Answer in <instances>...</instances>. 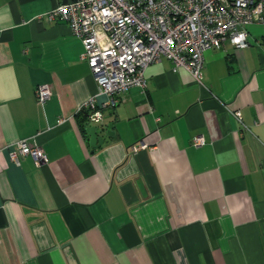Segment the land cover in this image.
<instances>
[{"label": "crops", "instance_id": "obj_1", "mask_svg": "<svg viewBox=\"0 0 264 264\" xmlns=\"http://www.w3.org/2000/svg\"><path fill=\"white\" fill-rule=\"evenodd\" d=\"M72 1L0 0V264H264V27L206 52L204 87L164 58L148 66L144 90L89 126L94 147L81 42L46 18ZM26 139L46 162L10 161Z\"/></svg>", "mask_w": 264, "mask_h": 264}, {"label": "built area", "instance_id": "obj_2", "mask_svg": "<svg viewBox=\"0 0 264 264\" xmlns=\"http://www.w3.org/2000/svg\"><path fill=\"white\" fill-rule=\"evenodd\" d=\"M46 18L65 22L81 42L80 59L87 62L97 88L96 95L78 106L89 127L102 121L103 109L114 107L118 95L131 88L143 91L147 67L162 58L173 71L183 69L204 87V54L226 43L246 47L247 26L264 27V0H73L50 10ZM34 94L44 105L51 88L39 85ZM98 95L106 96V102L97 105ZM232 115L241 124L240 113ZM204 143L202 136L191 140L194 148ZM11 148L9 159L15 164L22 156H30L37 166L47 161L29 139L17 140ZM146 148L135 144L130 153Z\"/></svg>", "mask_w": 264, "mask_h": 264}, {"label": "water", "instance_id": "obj_3", "mask_svg": "<svg viewBox=\"0 0 264 264\" xmlns=\"http://www.w3.org/2000/svg\"><path fill=\"white\" fill-rule=\"evenodd\" d=\"M109 129L110 127L107 128V134H109ZM86 133L90 136V144L91 146H99L101 145V138H99L96 133H95V128L94 127H88L85 129ZM96 142H98L96 144Z\"/></svg>", "mask_w": 264, "mask_h": 264}]
</instances>
